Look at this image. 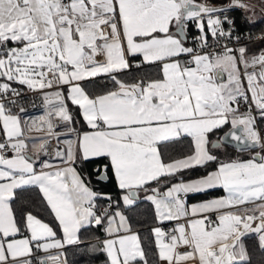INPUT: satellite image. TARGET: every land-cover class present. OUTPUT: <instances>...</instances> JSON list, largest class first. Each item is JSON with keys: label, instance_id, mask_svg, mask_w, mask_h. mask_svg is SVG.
I'll list each match as a JSON object with an SVG mask.
<instances>
[{"label": "snow or ice", "instance_id": "1", "mask_svg": "<svg viewBox=\"0 0 264 264\" xmlns=\"http://www.w3.org/2000/svg\"><path fill=\"white\" fill-rule=\"evenodd\" d=\"M234 23L211 0H0V264H68L92 228L106 264H253L250 241L264 253V47L249 46L264 33L230 47ZM98 77L111 86L90 90ZM227 138L247 157H228ZM97 161L118 196L83 174ZM141 195L147 244L125 211Z\"/></svg>", "mask_w": 264, "mask_h": 264}, {"label": "trees", "instance_id": "2", "mask_svg": "<svg viewBox=\"0 0 264 264\" xmlns=\"http://www.w3.org/2000/svg\"><path fill=\"white\" fill-rule=\"evenodd\" d=\"M227 14L233 17V20L235 22V26L238 31L248 30L250 32H262L264 33V14L260 15L256 19L250 20L247 16V14L244 12L243 9L239 8H230L227 10ZM197 29L195 27L192 28L191 33L193 37L196 35ZM259 41V39L257 40ZM248 41L242 43L246 44ZM250 47L253 48V50L257 48L264 47V44L262 43H255L250 44ZM144 71H150L148 69H145ZM141 73H129L127 78H131L132 75H140ZM90 90L93 91H103L105 86L110 87L111 82L106 77L98 78L94 81V83H91L87 85ZM71 107V105H70ZM78 120H80V124L77 125L79 127L81 124H83V121L80 119L79 115L77 114L76 117ZM227 129V128H225ZM224 129V130H225ZM218 131L212 138H218L219 135L224 131ZM221 159L223 158H233L235 156L234 148L230 145L227 147V154L228 157H225L223 155L224 149H221ZM169 153L171 155H177L178 153L174 150H169ZM104 163L103 161H97L92 163H87L84 165H81V168L83 169V174L86 178L90 179L92 181L93 187L97 190L108 192L112 194L114 197L119 195V190L116 188V184L114 180L109 181H101L99 184L96 183V177L93 175L94 169L97 167L98 164ZM204 173L203 169H194L188 172H185L183 175V178L198 176ZM109 176H111V173H109ZM219 191H212L208 193L207 196L203 194H196L193 197H208L211 196ZM23 199L29 203V206L32 208L34 214L38 215L41 219H43L45 222H52V218L48 216V214L44 211H42V206L40 204V199L38 197V194L36 192L31 193H24ZM126 211V214L129 216L131 223L133 224V227L138 228L137 231L140 233L141 237L144 239L145 243L147 244L149 241V230L150 225L152 224V214H153V208L150 202L144 201L143 198H140L138 201V206L134 207L131 211ZM57 231H59L57 229ZM104 234V231L102 228H92L88 231L81 233V243L79 246H69L67 248L66 256L68 264H106V256L100 252L99 250L93 251V248H99L101 236ZM250 243V250L252 252V262L253 264H264V253L257 250L254 246L253 242Z\"/></svg>", "mask_w": 264, "mask_h": 264}, {"label": "built area", "instance_id": "3", "mask_svg": "<svg viewBox=\"0 0 264 264\" xmlns=\"http://www.w3.org/2000/svg\"><path fill=\"white\" fill-rule=\"evenodd\" d=\"M212 3H214L217 7L219 8H223L224 9V13L230 18L233 20V17L228 15L227 14V10L232 8L231 7V4L234 2V0H211ZM247 2L249 3H252V4H259L253 0H247ZM258 9H260V7H257ZM261 10V9H260ZM264 13V12H263ZM234 21V20H233ZM225 28H229V25L225 24ZM233 39H232V42L229 44L230 47H237L239 46L237 44V41H236V37H240V41L239 43L242 44L246 41H248V36L249 34H251L253 37H255L256 40L260 39V36L262 34V32L258 33V32H250L248 30H243V31H238L236 26H235V23H234V27H233ZM226 41H221V43H225ZM209 43L212 44V45H215V40L213 39H210L209 40ZM194 46V45H193ZM32 99H35L36 100V104L39 105L40 101L38 98H32ZM42 114V109H40L39 107H36V108H32L30 105L28 106V113H27V117H35V116H38V115H41ZM26 117V118H27ZM33 136H42L43 133L42 132H39V131H34L32 133Z\"/></svg>", "mask_w": 264, "mask_h": 264}, {"label": "crops", "instance_id": "4", "mask_svg": "<svg viewBox=\"0 0 264 264\" xmlns=\"http://www.w3.org/2000/svg\"><path fill=\"white\" fill-rule=\"evenodd\" d=\"M191 39H192V35H190V36H188V40H187V45L188 46H193L194 45V43H195V41H191ZM98 78H101V77H98ZM98 78H95V80L96 79H98ZM219 138V137H218ZM218 138H212L213 140H216V139H218ZM228 145V144H227ZM231 146V145H230ZM233 147V146H232ZM234 148V151H235V156L233 157V159H235V158H237V157H240V158H246L247 157V153L246 152H240V151H238V150H236L235 149V147H233ZM223 159H225V158H223ZM204 174V173H203ZM203 174H201V175H198V176H193V177H188V178H184V179H186V180H188V179H195V178H197V177H199V176H202ZM114 180V179H113ZM115 182V181H114ZM223 193H222V191H219V192H217V193H215V194H213V195H211V196H208V197H193V196H190L189 197V203H196V202H199V201H202V200H204V199H207V198H212V197H216V196H220V195H222ZM141 198H143V195H141ZM152 225V224H151ZM151 225H150V227H151ZM135 228V227H134ZM136 230L138 229V228H135ZM101 238V241L105 238V233L100 237ZM41 255H43V253H41Z\"/></svg>", "mask_w": 264, "mask_h": 264}, {"label": "rangeland", "instance_id": "5", "mask_svg": "<svg viewBox=\"0 0 264 264\" xmlns=\"http://www.w3.org/2000/svg\"><path fill=\"white\" fill-rule=\"evenodd\" d=\"M253 1L259 3V0H253ZM244 12H245V11H244ZM245 13L247 14L248 18H250V20L256 19V18L259 17L260 15H263V14H264V13H263L260 9H258V8H256L255 14H253L252 12H245Z\"/></svg>", "mask_w": 264, "mask_h": 264}, {"label": "water", "instance_id": "6", "mask_svg": "<svg viewBox=\"0 0 264 264\" xmlns=\"http://www.w3.org/2000/svg\"><path fill=\"white\" fill-rule=\"evenodd\" d=\"M224 131H227V129H225ZM224 131L219 135V138L223 136ZM224 142H225L226 144H228V145H231V146L235 147V143L232 142V141H230V138L225 139Z\"/></svg>", "mask_w": 264, "mask_h": 264}]
</instances>
